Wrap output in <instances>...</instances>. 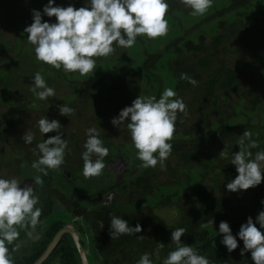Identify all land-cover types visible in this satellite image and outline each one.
<instances>
[{
    "label": "trees",
    "instance_id": "obj_1",
    "mask_svg": "<svg viewBox=\"0 0 264 264\" xmlns=\"http://www.w3.org/2000/svg\"><path fill=\"white\" fill-rule=\"evenodd\" d=\"M89 2L54 0V6L78 9ZM167 2L166 36L138 37L132 48L116 47L114 54L97 58L93 73L81 76L38 62L27 41L24 29L33 22V10L41 12L42 22H56L43 13L49 0H0V178L20 182L29 177L36 171L33 161L39 159L36 145L57 134L68 144L62 167L78 173L83 169L86 131L96 128L108 149L105 166L123 157L130 169L122 181L103 188L115 192L109 206L112 215L142 228L138 234L112 240L120 246L118 264H137L144 253L150 254L152 264H163L176 247L171 232L177 228L186 229L181 243L211 264H254L250 252L241 256L244 245L238 232L249 217L256 223L264 211V181L239 192L228 191L227 184L238 175L231 159L245 130L258 144L248 149L253 158L264 150V0H213L205 15L195 17L181 0ZM37 72L55 89L54 97L41 101L30 91ZM182 73L198 83L182 80ZM165 88L183 100L187 114H178L172 153L163 167L158 163L143 168L130 133L124 134L127 129L111 121L138 96L159 99ZM63 104L74 109L70 116L60 115ZM82 107L88 120L80 117ZM78 116L82 125L76 127ZM41 118L67 127L60 133L41 134L37 123ZM27 131L34 136L31 144L22 140ZM224 149L227 155L221 157ZM167 208L178 212L172 224L158 214ZM98 215V226L105 225L99 226L100 231L108 228L110 233L112 215ZM210 219L213 226L200 227ZM222 221L238 241L231 253L221 244Z\"/></svg>",
    "mask_w": 264,
    "mask_h": 264
},
{
    "label": "clouds",
    "instance_id": "obj_2",
    "mask_svg": "<svg viewBox=\"0 0 264 264\" xmlns=\"http://www.w3.org/2000/svg\"><path fill=\"white\" fill-rule=\"evenodd\" d=\"M181 3L191 9L190 14L194 17L205 15L213 6V0H181ZM169 8L167 0H90L87 6L78 9L71 5L54 6V0H49L43 13L49 18L55 17L56 22H42L41 12L33 10V22L25 27L24 32L28 43L34 47L38 62L56 70L63 69L65 73L84 76L94 72L97 58L114 54L116 47L132 48L138 37L157 39L166 36L169 31L166 18ZM181 79L192 85L198 83L186 73L181 74ZM32 85L30 91L38 100L55 96V89L47 85L40 72L34 74ZM186 109V104L177 98L176 92L172 88H165L159 99L155 96H138L111 123L118 128L125 127L130 133L137 159L142 162L141 167L155 168L158 163L163 167L164 161L172 153L171 141L176 132L178 114L186 115ZM73 112L74 109L67 105L59 107L62 116H70ZM37 123L43 134L60 133L61 124L57 120L41 118ZM99 135L96 128L86 131L87 139L83 145L85 151L82 153V174L85 178L98 177L105 168L104 158L108 155V149ZM252 135L245 130L238 141L239 151L232 153L231 164L235 166L238 175L227 184L230 192L247 191L264 181V150L256 152L253 158V153L248 149L257 148L258 144L252 140ZM33 139V134L28 131L22 137L26 144H31ZM245 141H248L247 146ZM67 148V141L60 134L44 140L36 145L40 155L31 167L37 173L47 176L49 170H58L64 163ZM219 155L226 156V150ZM110 175L115 176L113 172ZM43 182L41 175L34 179L35 184L42 185ZM20 185L17 178H0V264H14L12 253L21 247L18 243L20 230L35 227L42 215V209L36 207L39 198L34 194L33 187L21 188ZM256 223L249 217L240 226L238 237L244 245L240 254L243 256L250 252L254 264H264V232L261 231L264 229V211L259 212ZM209 226H213L211 219L200 224L201 228ZM141 231L139 224L132 227L120 217L110 218L109 234L112 240ZM185 231L184 228H177L171 232V242L176 247L167 254L163 264H211L208 258L198 254L192 246L181 243ZM219 234L223 235L221 244L228 252L238 248L237 238L227 222H220ZM160 246L163 247V244L160 243ZM137 264H152L150 254H142Z\"/></svg>",
    "mask_w": 264,
    "mask_h": 264
},
{
    "label": "flooded vegetation",
    "instance_id": "obj_3",
    "mask_svg": "<svg viewBox=\"0 0 264 264\" xmlns=\"http://www.w3.org/2000/svg\"><path fill=\"white\" fill-rule=\"evenodd\" d=\"M81 172L72 173L61 165L52 175L48 172L47 176H43L34 171L29 177L20 179L21 185L26 179L29 180L25 186L33 187L34 194L39 198L36 207L42 209V215L35 227L20 230L18 243L21 247L12 253L14 264L39 262L60 232L62 236L59 242L40 264H118L120 246L113 243L108 228L100 231L99 226L104 224L98 226L96 220L98 214L112 215L114 210L99 201L113 191L103 188L109 183H118L117 178L106 174L107 179H87ZM37 175H41L44 181L42 185L34 183ZM29 232L31 235H28Z\"/></svg>",
    "mask_w": 264,
    "mask_h": 264
},
{
    "label": "water",
    "instance_id": "obj_4",
    "mask_svg": "<svg viewBox=\"0 0 264 264\" xmlns=\"http://www.w3.org/2000/svg\"><path fill=\"white\" fill-rule=\"evenodd\" d=\"M107 171H111L114 173V175L116 176L117 178V182H120L124 179V176L126 173H128L130 171L129 169V164L127 162H125L124 158L123 157H118L114 160H111L110 162H108V165H107ZM29 183V180H25L23 182V184L20 186L21 188L24 187L26 184ZM114 191L113 192H110V193H107L105 196H103L101 199H100V203L103 204L104 206H109L112 202V198L114 196ZM80 199H81V196H80ZM67 232H70L69 230L66 229ZM62 236V232H60L58 234V236L56 237V239H54L51 247L48 249L47 253L44 255V257L39 261L37 262L36 264H40L44 259L45 257L47 256V254L56 246V244L59 242L60 238ZM78 245V244H77ZM79 248V246H78ZM80 253L82 254L83 256V252L80 250ZM85 264V263H84Z\"/></svg>",
    "mask_w": 264,
    "mask_h": 264
},
{
    "label": "rangeland",
    "instance_id": "obj_5",
    "mask_svg": "<svg viewBox=\"0 0 264 264\" xmlns=\"http://www.w3.org/2000/svg\"><path fill=\"white\" fill-rule=\"evenodd\" d=\"M241 51H243V50H241ZM242 53V52H241ZM86 110H83V107H82V109H81V112H83V114H82V116H80L81 118H83V119H86V120H88V116H86L88 113L86 112V113H84ZM89 113H90V111H89ZM77 117V118H75L74 119V122H76L75 124H76V127H79L78 125L80 124V117ZM81 122L84 124V123H86L85 121H83V120H81ZM80 125H82V124H80ZM61 128H63V127H67V125H63V124H61ZM41 133V132H40ZM42 134V133H41ZM124 134H129V132L128 131H126V132H124ZM78 135V139H80L81 138V133L79 134H77ZM81 141H82V144H83V139L81 138ZM83 147V146H82ZM79 157V156H78ZM79 159H81V157H79L78 159H77V161L79 160ZM80 162V161H79ZM111 173V171H107V166H105V168H104V170H103V174L102 175H104V179H107L106 178V174H110ZM81 174H82V172H81ZM83 175V174H82ZM102 175H100V176H98V177H93V178H95L96 180H99L101 177H102ZM84 177V176H83ZM19 178V177H18ZM87 179H91V178H87ZM26 180H28V179H26ZM158 214L163 218V219H165L167 222H168V224H172V223H174L175 222V220L177 219V217H178V212L174 209V208H167V209H162V210H160V211H158Z\"/></svg>",
    "mask_w": 264,
    "mask_h": 264
}]
</instances>
